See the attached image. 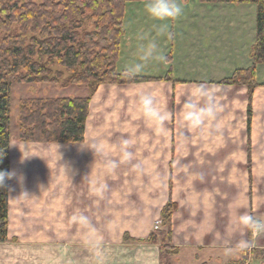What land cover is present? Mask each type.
Returning a JSON list of instances; mask_svg holds the SVG:
<instances>
[{
	"label": "rangeland",
	"instance_id": "rangeland-1",
	"mask_svg": "<svg viewBox=\"0 0 264 264\" xmlns=\"http://www.w3.org/2000/svg\"><path fill=\"white\" fill-rule=\"evenodd\" d=\"M145 3L135 1L127 6L123 43L125 39H131V43L138 46L133 49L130 61L126 58L118 63L119 70L140 63L142 67L137 74L146 76L162 74L164 67L165 75L172 68L177 78H214L222 77L224 73L218 81L222 84L220 81L236 70L228 74L231 67L244 64L247 52L250 57L256 32L255 4L178 0L181 15L175 20L161 22L149 16ZM161 23L167 24L164 34L158 31ZM167 41L168 45H165ZM152 43L156 45L154 58L142 60L141 48L147 49ZM213 45L217 47L213 49ZM169 53L171 61L166 59ZM259 77L264 78V64L258 66ZM170 82L175 86L181 83L175 78ZM105 85V88L99 87L91 100L88 140L76 146L21 141L18 135L20 102L35 96H84L88 94V88L85 85L62 88L55 84L13 83L11 240L8 244L20 243L24 248L31 245V249L25 250L30 255L39 253L41 247L43 254L59 255L63 264L68 242L75 244V257L85 258L87 252L96 246L103 247L105 243L123 242L127 247L136 246L141 244L136 240L147 238L152 231L162 228L161 211L168 202L165 191L169 178L162 173L161 165L164 163L171 170L181 157L174 156L177 149H172L171 138L166 139L158 131L159 127L169 130L173 122L155 123L150 128L149 120L155 117H146L139 104V96L150 92L145 87ZM154 97L157 100L156 95ZM150 129L155 135L146 137ZM207 150L210 153L224 151ZM87 151L91 155L84 153ZM97 151L100 163L104 160L101 166L105 177L100 174L96 180V170L89 174L86 170L94 160L91 159L92 152ZM201 151L205 149H179L180 156L187 161L201 160ZM80 169L86 172L84 176L78 174ZM73 182L77 183L79 193L87 192L84 201L66 200V197L74 196L75 188L70 186ZM79 209L84 213L77 216ZM81 229L91 232L80 233ZM131 231H137V234ZM126 234L139 238L126 239ZM10 254V250L0 245V264H5L3 258H10Z\"/></svg>",
	"mask_w": 264,
	"mask_h": 264
},
{
	"label": "crops",
	"instance_id": "crops-1",
	"mask_svg": "<svg viewBox=\"0 0 264 264\" xmlns=\"http://www.w3.org/2000/svg\"><path fill=\"white\" fill-rule=\"evenodd\" d=\"M130 40L125 39L118 63L126 58L127 61L132 59L133 49L138 44L131 43ZM165 45H168V41ZM216 47L217 45H213V49ZM166 51H169L168 48ZM245 62L241 66L231 67L228 74L252 63L248 52ZM166 66L168 70V64ZM162 69L166 70V67ZM165 70L162 74L148 77H163ZM173 73V78L181 82L176 86L170 81L133 84L143 86L156 95L166 115L163 120L151 118L150 128L155 123L172 121L169 130L159 127L158 132L166 139L171 138L172 149H177L174 156L181 157L173 164L172 172L170 166L166 167L164 163L161 165L162 173L169 178L165 201L172 199L178 204L173 215V244L179 248V253L173 256V264H240L243 260L247 264H264V233L252 231L250 234V229L240 221L243 215L264 220V86L256 88L253 94V115L249 132V96L246 86L219 84L221 76L192 79L177 78L174 69ZM259 80L263 81L264 78L259 77ZM201 85L204 86L203 89ZM105 86L107 85H101L100 88ZM150 131L146 137L155 135ZM91 148L95 149L88 147ZM179 149L205 151H201V160L187 161L180 156ZM207 149L224 151L210 153ZM84 153L90 154L89 151ZM99 157L98 151L92 152L91 159L94 160L90 163L91 167L87 165L89 169L86 170L88 174L89 171L96 170V180L101 175L105 177L104 167L101 166L104 160L100 163ZM84 173V169H80L78 174L84 176ZM76 184L73 182L70 185L75 188L74 196L70 199L69 196L66 197L67 201L85 200L87 192L79 193ZM103 188L104 185L102 191ZM78 211L77 216L84 213L82 209ZM79 232L91 231L81 229ZM131 233L137 234V231ZM135 236L132 238H139ZM242 240L248 241L247 252H243L238 246ZM0 245L11 251L10 258H3L5 264H61L59 255L52 257L50 254H43L41 247L39 253L34 252V257L25 251L31 249V245H26L25 248L20 247V243L5 242ZM74 246V242L65 244L66 257L63 264H160L159 244L141 243L127 247L123 242L105 243L103 247L96 246L95 251L89 250L85 258L74 256ZM16 250L17 253L14 252Z\"/></svg>",
	"mask_w": 264,
	"mask_h": 264
},
{
	"label": "trees",
	"instance_id": "trees-1",
	"mask_svg": "<svg viewBox=\"0 0 264 264\" xmlns=\"http://www.w3.org/2000/svg\"><path fill=\"white\" fill-rule=\"evenodd\" d=\"M135 1L146 0H0V173L6 174L4 183L0 180V243L11 240L14 82L88 88L84 96H35L20 102L21 141L76 145L86 139L91 100L101 85L173 80L172 68L164 77L136 73L131 78L125 74L126 69H118L126 33V10ZM201 1L256 5V32L250 49L252 63L220 81L248 88L250 132L253 94L256 88L264 86V81L258 78V66L264 64V0ZM170 54L168 61L172 59ZM177 209L178 204L169 199L161 211V229L152 231L147 238L136 240L128 234L124 238L159 244L160 264H173V256L179 253L173 244V215Z\"/></svg>",
	"mask_w": 264,
	"mask_h": 264
},
{
	"label": "clouds",
	"instance_id": "clouds-1",
	"mask_svg": "<svg viewBox=\"0 0 264 264\" xmlns=\"http://www.w3.org/2000/svg\"><path fill=\"white\" fill-rule=\"evenodd\" d=\"M145 10L154 20L165 22L169 20H175L182 13V7L178 3V0H146ZM158 31L164 34L167 31V24L161 23L158 26ZM156 45L150 44L147 49L141 48V59L146 61L149 58H154ZM142 65L140 63H134L128 66L125 70V74L128 77H134L137 72L141 70ZM203 89V85L200 86ZM139 104L144 109L146 117H155L159 120H163L166 113H164L159 105V102L155 99L151 92L142 93L139 96ZM6 178L5 173H0V180L4 183ZM240 221L243 225L253 232L264 233V220L255 218L251 215H243L240 217ZM242 250L249 247L248 241L242 240L238 245Z\"/></svg>",
	"mask_w": 264,
	"mask_h": 264
},
{
	"label": "built area",
	"instance_id": "built-area-1",
	"mask_svg": "<svg viewBox=\"0 0 264 264\" xmlns=\"http://www.w3.org/2000/svg\"><path fill=\"white\" fill-rule=\"evenodd\" d=\"M247 264V263H246Z\"/></svg>",
	"mask_w": 264,
	"mask_h": 264
}]
</instances>
